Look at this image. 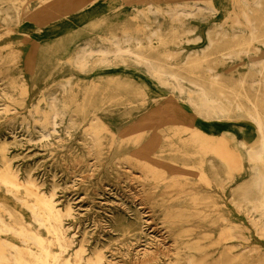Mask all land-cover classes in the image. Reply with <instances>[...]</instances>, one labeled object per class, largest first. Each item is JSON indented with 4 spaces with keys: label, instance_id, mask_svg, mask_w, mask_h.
<instances>
[{
    "label": "rangeland",
    "instance_id": "rangeland-1",
    "mask_svg": "<svg viewBox=\"0 0 264 264\" xmlns=\"http://www.w3.org/2000/svg\"><path fill=\"white\" fill-rule=\"evenodd\" d=\"M49 1L0 0V170L52 196L63 257L264 264V161L249 158L259 149L254 108L264 120V0ZM192 128L233 166L192 141ZM5 189L0 220L31 221L21 193ZM11 243L24 245L1 232L4 264Z\"/></svg>",
    "mask_w": 264,
    "mask_h": 264
},
{
    "label": "bare ground",
    "instance_id": "bare-ground-1",
    "mask_svg": "<svg viewBox=\"0 0 264 264\" xmlns=\"http://www.w3.org/2000/svg\"><path fill=\"white\" fill-rule=\"evenodd\" d=\"M39 1V0H38ZM49 1V0H48ZM55 1H57V0H55ZM46 2V1H45ZM50 2V1H49ZM40 3V2H39ZM52 3H53V1H52ZM25 5H23V7H24ZM24 9V8H23ZM29 11V10H28ZM15 12H17V11H15ZM21 16V15H20ZM18 19V18H17ZM38 43V42H37ZM36 45V44H35ZM114 46V45H113ZM36 47V46H35ZM144 67V66H143ZM145 68V67H144ZM263 68V67H262ZM263 71V70H262ZM175 82V81H174ZM189 96H190V94H189ZM6 98V97H5ZM50 99H51V97H50ZM53 99H55L54 97H53ZM53 101V100H52ZM55 101V100H54ZM249 102V101H248ZM53 105V104H52ZM251 106H252V104H251ZM57 108V107H56ZM193 108V107H192ZM56 110V109H55ZM193 111V110H192ZM55 114H56V112H55ZM92 116V115H91ZM43 117V116H42ZM54 118V117H53ZM137 118V117H136ZM173 118H174V116H173ZM189 118V117H188ZM175 119V118H174ZM177 119V118H176ZM73 120V119H72ZM252 120L255 122V127H256V131H257V142H258V144H259V149H258V151H252V152H250L249 153V158H250V160L251 161H253L254 162V164L255 163H257V162H260V161H264V156H262V155H264V120H263V118H262V116H261V114L259 113V111H258V109H255L254 108V115L252 116ZM177 121H179L178 119H177ZM179 123H180V121H179ZM54 124V123H53ZM52 124V125H53ZM133 124V123H132ZM175 124H177V123H175ZM181 124H182V122H181ZM141 125V124H140ZM184 125V124H183ZM54 126V125H53ZM137 126V125H136ZM133 128H134V126H133ZM136 128H139V127H136ZM89 129V128H88ZM193 129V137H192V141H194V142H197V143H199L200 144V147L202 148L204 145H207V146H209V145H211L210 147H212V148H216V150H218V151H222V152H225L224 154H223V157H222V160H223V162H224V165L226 166V168H231V166H233V163H234V155H231L230 153H228L223 147H221V146H218V145H213L214 143H213V139H215V138H213V137H211V136H209V135H207V134H205V133H203L202 131H200V130H197V129H194V128H192ZM66 130V129H65ZM71 130V129H70ZM92 131V130H91ZM137 131V130H136ZM40 132V131H39ZM55 132H57V131H55ZM93 132V131H92ZM134 132V131H133ZM87 133V132H86ZM132 133V132H131ZM10 134H12L11 132H10ZM15 134V133H14ZM91 135V134H90ZM43 136V135H42ZM126 136V135H125ZM162 136V135H161ZM14 137V136H13ZM21 137V136H20ZM25 137V136H24ZM44 137V136H43ZM46 137V136H45ZM44 137V138H45ZM48 137H49V135H48ZM97 137H99V136H97ZM23 138V137H22ZM42 138V137H41ZM47 138V137H46ZM5 139V138H4ZM17 139V138H16ZM21 139V138H20ZM40 139V138H39ZM151 139V138H150ZM149 139V140H150ZM160 139V138H159ZM158 139V140H159ZM217 139H222V137H218ZM152 140V139H151ZM21 141V140H20ZM28 141V140H27ZM30 141V140H29ZM148 141V140H147ZM19 141H17V143H18ZM80 142V141H79ZM126 142V141H125ZM149 142V141H148ZM151 143V142H150ZM159 143V142H158ZM208 143H211V144H209L208 145ZM9 144V143H8ZM51 144V143H50ZM96 144V143H95ZM98 144V143H97ZM124 144V143H123ZM215 144H218V143H215ZM148 145V144H147ZM5 146H6V143H5ZM144 146V145H143ZM142 146V147H143ZM146 146V145H145ZM144 146V147H145ZM149 146V145H148ZM8 147H9V145H8ZM83 147V146H82ZM155 148V147H154ZM158 148V147H157ZM156 148V149H157ZM6 149H7V147H6ZM5 149V151H7ZM10 149V148H9ZM110 149V148H109ZM142 149V148H141ZM144 149V148H143ZM134 150V149H133ZM137 150V149H136ZM135 150V151H136ZM146 150V149H145ZM149 150V149H148ZM71 151H73V150H71ZM86 151V150H85ZM88 151V150H87ZM91 151V150H90ZM131 152V151H130ZM129 152V153H130ZM143 152V151H142ZM155 152V151H154ZM153 152V153H154ZM6 153V152H5ZM79 153V152H78ZM152 153V152H151ZM2 154V153H1ZM7 154H8V152H7ZM138 154V153H137ZM145 154V153H144ZM72 155V154H71ZM86 155V154H85ZM90 155V154H89ZM135 155V154H134ZM143 155V154H142ZM138 156L140 157L141 155H139L138 154ZM188 156V155H187ZM236 156V155H235ZM75 157V156H74ZM90 157H92L93 158V156H90ZM132 157V156H131ZM142 157V156H141ZM145 157V156H144ZM150 157V156H149ZM263 157V158H262ZM73 158V157H72ZM148 158V157H147ZM3 159H5V157L3 158ZM149 159H151V158H149ZM148 159V160H149ZM154 159H156V158H154ZM141 160V159H140ZM157 161V160H156ZM116 162V161H115ZM134 162V161H133ZM159 162V161H158ZM95 163V162H94ZM117 163V162H116ZM123 163V162H122ZM163 163V162H162ZM2 164V163H1ZM9 164V163H8ZM127 164V166H129L128 165V163H126ZM142 164V163H141ZM156 164V163H155ZM6 165V164H5ZM98 165V164H97ZM10 166V165H9ZM88 166V165H87ZM163 166V165H162ZM4 167V166H3ZM110 167V166H109ZM119 167V166H118ZM4 168H6V167H4ZM8 168V167H7ZM5 169V170H0L1 172H0V183L4 186V188H6L7 190H9V189H12V190H15V194H17V193H21V197H16L15 199L17 200V203L21 206V207H23V209L26 211V212H28V214L31 216V221H28V222H24L23 224V226H22V223H18L17 222V220L16 219H14V223H15V220H16V224H17V226H13V225H9V224H5V223H3L1 220H0V233L1 232H3V233H7V232H12L13 233V235H15V236H17V237H19L22 241H23V243H24V245L22 246V247H20V246H18V245H16L15 243H11V244H8V248H10L11 249V253H10V259H11V263L12 264H83V259H77V258H73V259H71L70 257H68V258H65V257H63V255H62V253H64L63 252V240L65 239V237H64V235H63V231H62V215L64 214H62V211H61V209L58 207L57 208V206L55 205L56 203H55V201L52 199V196L51 197H46V196H44L43 194H42V192H41V194H40V192H38L37 191V187H36V183L34 184V183H28V181H27V183L26 184H28V185H23L19 180H18V178L16 177V175L14 174V173H12L10 170H8V169ZM71 168V167H70ZM94 168V167H93ZM14 169V168H13ZM121 169V168H120ZM94 170H95V168H94ZM90 171V170H89ZM110 171H111V169H110ZM154 171V170H153ZM161 171V170H160ZM31 172V171H30ZM18 173V172H17ZM25 173V172H24ZM27 173H28V171H27ZM94 173V172H93ZM142 173V172H141ZM72 174V173H71ZM80 174V173H79ZM89 174H90V172H89ZM110 174V173H109ZM115 174V173H114ZM124 174V173H123ZM194 174V173H193ZM56 175V174H55ZM81 175V174H80ZM83 175V174H82ZM194 175H196V174H194ZM116 176H117V174H116ZM133 175H131V177H132ZM73 177V176H72ZM91 177V176H90ZM89 177V178H90ZM122 177V176H121ZM147 177V176H146ZM30 178V180H31V177H29ZM114 178V177H113ZM125 178V177H124ZM133 178V177H132ZM140 178V177H139ZM144 178V177H143ZM186 178V177H185ZM24 179V178H23ZM40 179V178H39ZM74 179H76V178H74ZM92 179V178H91ZM105 179V178H104ZM38 180V179H37ZM80 180H84V179H80ZM79 180V181H80ZM133 180V179H132ZM143 180V179H142ZM34 181V180H33ZM125 181V180H124ZM123 181V182H124ZM134 181H136V180H134ZM146 181V180H145ZM24 182H25V180H24ZM37 182V181H36ZM176 182V181H175ZM82 183V182H81ZM120 183H121V181H120ZM131 183H133V181L131 182ZM130 183V184H131ZM41 184V183H40ZM43 184V183H42ZM41 184V185H42ZM45 184V183H44ZM129 184V185H130ZM87 185V184H86ZM124 184H122V186H123ZM126 185V184H125ZM128 185V186H129ZM173 186H176V184L175 185H173ZM181 186V185H180ZM255 186H256V189H257V191L259 192V193H261L262 195H264V177H259V180L256 182V184H255ZM55 187V186H54ZM53 187V188H54ZM126 187V186H125ZM131 187V186H130ZM137 187V186H136ZM140 187H142V186H140ZM21 188L22 189H24L23 190V192H20V190H21ZM56 188V187H55ZM58 188V187H57ZM118 188V187H117ZM220 188V187H219ZM5 189V190H6ZM140 189V188H139ZM149 189V188H148ZM125 190H127V189H125ZM131 190V189H130ZM143 190V189H142ZM145 190V189H144ZM53 191V190H52ZM55 191V190H54ZM138 191V190H137ZM146 191V190H145ZM165 191V190H164ZM189 191V190H188ZM10 192H11V190H10ZM9 192V193H10ZM118 192V191H117ZM126 192V191H125ZM130 192V191H129ZM134 192V191H133ZM136 192V191H135ZM140 192V191H139ZM143 192V191H142ZM142 192L140 193V194H142ZM6 193H7V191H6ZM8 193V194H9ZM51 193V192H50ZM138 193V192H137ZM221 193H222V191H221ZM12 194H14V193H11V195ZM56 194V193H55ZM121 194H123V193H121ZM130 194V193H129ZM118 195V194H117ZM182 195V194H181ZM12 196H14V195H12ZM57 196V195H56ZM90 196V195H89ZM116 196V195H115ZM142 196H143V194H142ZM230 196H232V195H230ZM139 197H141V196H139ZM145 197V196H144ZM243 197V196H242ZM136 198H138L137 196H136ZM136 198H134V199H136ZM263 198V197H262ZM116 199V198H115ZM122 199V198H121ZM124 199V198H123ZM126 199V198H125ZM128 199H129V197H128ZM133 199V200H134ZM142 199V198H141ZM60 200V199H59ZM144 200V199H143ZM261 200V199H260ZM58 201V200H57ZM69 201V200H68ZM68 201H67V203H68ZM126 201V200H125ZM130 201V200H129ZM135 201H137V199L135 200ZM156 201V200H155ZM161 201V200H160ZM209 201V200H208ZM72 202V201H71ZM98 202V201H97ZM127 202V201H126ZM191 202V201H190ZM106 203V202H105ZM137 203H138V201H137ZM168 203V202H167ZM263 203V202H262ZM95 204V203H94ZM103 204V203H102ZM132 204H134V203H132ZM142 204V203H141ZM146 204V203H145ZM231 204V203H230ZM238 204V203H237ZM75 205V204H74ZM98 205V204H97ZM104 205V204H103ZM107 205V204H106ZM128 205V204H127ZM149 205V204H148ZM261 205H263V204H261ZM66 206H67V204H66ZM120 206V205H119ZM236 206V205H235ZM238 206V205H237ZM67 207H69V205L67 206ZM124 207V206H123ZM122 207V208H123ZM139 207V206H138ZM140 207H142V206H140ZM241 207V206H240ZM254 207V206H253ZM65 208V207H64ZM101 208V207H100ZM125 208V207H124ZM123 208V209H124ZM151 208V207H150ZM245 208V207H244ZM19 209V208H18ZM72 209V208H71ZM119 209V208H118ZM136 209V208H135ZM147 209V208H146ZM174 208H172L171 210H173ZM178 209V208H177ZM258 209H260V208H258ZM263 209V208H262ZM97 210V209H96ZM115 210H117V209H115ZM133 210V209H132ZM149 210V209H148ZM158 210H160L161 211V208H159ZM182 210V209H181ZM187 210V209H186ZM240 210V209H239ZM242 210V209H241ZM255 210V209H254ZM75 211V210H74ZM73 211V212H74ZM78 211V210H77ZM136 211V210H135ZM165 211V210H164ZM65 212H67L68 213V211H65ZM127 212V211H126ZM154 212V211H153ZM156 212V211H155ZM158 212V211H157ZM196 212V211H195ZM246 212V211H245ZM255 212V211H254ZM259 212H261V209H260V211ZM76 213V212H75ZM87 213V212H86ZM120 213V212H119ZM160 213V212H159ZM158 213V214H159ZM215 213V212H214ZM19 215V220H21L22 219V217H23V215L21 214V213H18ZM106 214V213H105ZM141 214V213H140ZM146 214V213H145ZM171 214H172V212H171ZM202 214V213H201ZM207 214V213H206ZM244 214V213H243ZM262 214V213H261ZM74 215V214H73ZM102 215V214H101ZM109 215V214H108ZM112 215V214H111ZM115 215V214H114ZM118 215V214H117ZM133 215V214H132ZM131 215V216H132ZM139 215V214H138ZM162 215H165L164 213L162 214ZM93 216V215H92ZM110 216V215H109ZM124 216V215H123ZM129 216H130V214H129ZM151 216V215H150ZM196 216V215H195ZM107 217V216H106ZM120 217V216H119ZM154 217V216H153ZM162 217V216H161ZM253 217V216H252ZM251 217V218H252ZM7 218H11V217H7ZM92 218V217H91ZM133 218V217H132ZM175 218V217H174ZM189 218H191V217H189ZM245 218V217H244ZM29 219V218H28ZM108 220H109V218H107ZM116 219V218H115ZM119 220L121 219V218H118ZM149 219V218H148ZM160 219V218H159ZM158 219V220H159ZM203 219V218H202ZM207 219V218H206ZM73 220V219H72ZM92 220V219H91ZM105 220V219H104ZM125 220V219H124ZM129 220V219H128ZM137 220V219H136ZM246 220H248V219H246ZM110 221V220H109ZM152 222H153V220H151ZM162 221H164V220H162ZM175 221V220H174ZM101 222H103V221H101ZM108 222V221H107ZM111 222V221H110ZM165 222V221H164ZM183 222V221H182ZM33 223H36V225L35 226H33ZM118 223V222H117ZM134 223V222H133ZM132 223V224H133ZM137 223H139V222H137ZM151 223V222H150ZM153 223H155V222H153ZM167 223H169V222H167ZM181 223V222H180ZM179 223V224H180ZM222 223H223V221H222ZM79 224V223H78ZM103 224V223H102ZM106 224V223H105ZM129 224V223H128ZM131 224V223H130ZM170 224V223H169ZM211 224V223H210ZM264 224V223H263ZM100 225V224H99ZM117 225V224H116ZM151 225V224H150ZM103 226V225H102ZM133 226V225H132ZM139 226V225H138ZM160 226V225H159ZM164 226V225H163ZM261 226V225H260ZM154 227H157V226H154ZM77 228V227H76ZM111 228V227H110ZM109 228V229H110ZM132 228V227H131ZM70 229V228H69ZM104 229V228H103ZM230 229V228H229ZM128 230H129V228H128ZM160 230V229H159ZM165 230H167V229H165ZM41 231H43L46 235L44 236L42 233H41ZM100 231V230H99ZM116 231V230H115ZM153 231V230H152ZM164 231V230H163ZM88 232V231H87ZM122 232H124V231H122ZM143 232V231H142ZM160 232V231H159ZM83 233V232H82ZM92 233V232H91ZM94 233V232H93ZM109 233V232H108ZM125 233V232H124ZM123 233V234H124ZM163 233V232H162ZM161 233V235H164V234H162ZM192 233V232H191ZM75 234V233H74ZM102 234V233H101ZM160 234V233H159ZM166 234V233H165ZM218 234V233H217ZM220 234V233H219ZM87 235V234H86ZM110 235H112V234H110ZM152 235V234H151ZM183 235V234H182ZM205 235V234H204ZM231 235V234H230ZM84 236V235H83ZM89 236H91V235H89ZM115 236V235H114ZM123 236V235H122ZM125 236V235H124ZM165 236V235H164ZM163 236V237H164ZM202 236V235H201ZM218 236V235H217ZM233 236V235H232ZM70 237H71V235H70ZM148 237V236H147ZM156 237V236H155ZM83 238V237H82ZM107 238V237H106ZM150 238V237H149ZM167 238V237H166ZM165 238V239H166ZM231 238V237H230ZM103 239H104V237H103ZM111 239V238H110ZM132 239V238H131ZM130 239V240H131ZM95 240V239H94ZM105 240V239H104ZM123 240V239H122ZM140 240V239H139ZM152 240V239H151ZM167 240V239H166ZM82 241V240H81ZM111 241V240H110ZM135 241V240H134ZM172 241V240H171ZM7 242V241H6ZM98 242V241H97ZM162 242H163V240H162ZM19 243H21V242H19ZM136 243V242H135ZM149 243V242H148ZM166 243V242H165ZM175 243V242H174ZM177 243V242H176ZM179 243V242H178ZM184 243V242H183ZM193 243V242H192ZM34 246V247H32V245ZM83 243H81V245H82ZM85 244V243H84ZM97 244V243H96ZM105 244V243H104ZM110 244V243H109ZM129 244V243H128ZM131 244H132V241H131ZM168 244V243H167ZM173 244V243H172ZM171 244V245H172ZM187 244V243H186ZM199 244V243H198ZM54 245H56L57 247H58V249H59V251L60 252H58V253H56V252H53L52 251V247L54 246ZM102 245V244H101ZM100 245V246H101ZM112 245V244H111ZM115 245V244H114ZM118 245V244H117ZM152 245V244H151ZM163 245V244H162ZM175 245V244H174ZM184 245V244H183ZM182 245V247H184ZM189 245V244H188ZM217 245V244H216ZM5 246H6V244H5ZM4 246V247H5ZM113 246V245H112ZM123 246V245H122ZM129 246V245H128ZM135 246V245H134ZM144 246V245H143ZM177 246V245H176ZM4 247L3 246H1L0 245V264H4V263H7L6 262V260H8V258L9 257H7V255L6 254H4ZM80 247V246H79ZM85 247V246H84ZM120 247V246H119ZM130 247H131V245H130ZM133 247V246H132ZM171 247V246H170ZM181 247V246H180ZM180 247H179V250H180ZM194 247V246H193ZM64 248H66L65 246H64ZM86 248V247H85ZM100 248V247H99ZM117 248V247H116ZM136 248V247H135ZM138 248V247H137ZM158 248V247H157ZM162 248V247H161ZM172 248H173V246H172ZM189 248V247H188ZM79 249V248H78ZM77 249V250H78ZM111 249H113L112 247H111ZM123 249V248H122ZM128 249H130L129 247H128ZM149 249V248H148ZM185 249H186V247H185ZM200 249V248H199ZM76 250V249H75ZM86 249H84L83 250V252L85 251ZM94 250H95V248H94ZM146 250V249H145ZM176 250V249H175ZM183 250V249H182ZM192 250V249H191ZM64 251H66V249L64 250ZM96 251V250H95ZM94 251V252H95ZM100 251V250H99ZM104 251V250H103ZM111 251V250H110ZM119 251V250H118ZM128 251V250H127ZM132 251V250H131ZM140 251V250H139ZM142 251V250H141ZM150 251V250H149ZM148 251V252H149ZM162 251V250H161ZM164 251V250H163ZM181 251V250H180ZM199 251V250H198ZM101 252H102V250H101ZM121 252H123V251H121ZM133 252V251H132ZM136 252V251H135ZM151 252V251H150ZM149 252V253H150ZM154 252V251H153ZM172 252V251H171ZM100 253V252H99ZM124 253V252H123ZM144 253V252H143ZM148 253V254H149ZM159 253V252H158ZM167 253V252H166ZM176 253V252H175ZM78 254V253H77ZM81 254H82V252H81ZM96 254V253H95ZM103 254V253H102ZM116 254V253H115ZM133 254V253H132ZM135 254V253H134ZM151 254V253H150ZM161 254H162V252H161ZM181 254V253H180ZM128 255V254H127ZM126 255V257H128ZM136 255V254H135ZM154 255V254H153ZM164 255V254H163ZM170 255H171V257H172V254L170 253ZM187 255H188V253H187ZM219 255V254H218ZM102 256H104V255H102ZM102 256L100 257V258H102ZM122 256V255H121ZM125 256V255H124ZM124 256H123V258H124ZM133 256V255H132ZM140 256V255H139ZM145 256V255H144ZM175 256V255H174ZM179 256V255H178ZM181 256V255H180ZM116 257V256H115ZM141 257H142V255H141ZM185 257H186V255H185ZM185 257H183V258H185ZM189 257H190V255H189ZM114 258V257H113ZM122 258V257H121ZM129 258V257H128ZM127 258V259H128ZM134 258V257H133ZM161 258V257H160ZM159 258V259H160ZM167 258H168V256H167ZM176 258V257H175ZM202 258V257H201ZM200 258V259H201ZM117 259V258H116ZM136 259H138V258H136ZM135 259V260H136ZM157 259V258H156ZM92 260V259H91ZM105 260V259H104ZM166 260H168V259H166ZM10 261V260H9ZM86 261H87V259H86ZM129 261V260H128ZM142 261V260H141ZM170 261V260H169ZM181 261V260H180ZM179 261V262H180ZM134 262V261H133ZM140 262V261H139ZM147 262V261H146ZM178 262V261H177ZM176 262V263H177ZM178 262V263H179ZM86 263H88V262H86ZM99 263H100V261H99ZM113 263V262H112ZM129 263V262H128ZM136 263H137V261H136ZM148 263H150V261H148ZM175 263V264H176ZM98 264V263H97ZM101 264V263H100ZM140 264V263H139ZM142 264V263H141ZM180 264V263H179ZM183 264V263H182ZM194 264V263H193Z\"/></svg>",
    "mask_w": 264,
    "mask_h": 264
}]
</instances>
